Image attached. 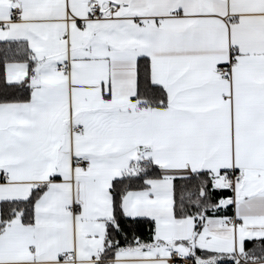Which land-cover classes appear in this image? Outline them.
<instances>
[{
  "label": "snow or ice",
  "instance_id": "snow-or-ice-1",
  "mask_svg": "<svg viewBox=\"0 0 264 264\" xmlns=\"http://www.w3.org/2000/svg\"><path fill=\"white\" fill-rule=\"evenodd\" d=\"M0 264H264V0H0Z\"/></svg>",
  "mask_w": 264,
  "mask_h": 264
}]
</instances>
